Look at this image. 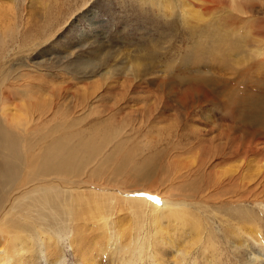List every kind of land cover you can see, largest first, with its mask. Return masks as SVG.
I'll list each match as a JSON object with an SVG mask.
<instances>
[{"label":"rangeland","instance_id":"374dc122","mask_svg":"<svg viewBox=\"0 0 264 264\" xmlns=\"http://www.w3.org/2000/svg\"><path fill=\"white\" fill-rule=\"evenodd\" d=\"M0 161V264H264V0H0Z\"/></svg>","mask_w":264,"mask_h":264},{"label":"bare ground","instance_id":"6f19581e","mask_svg":"<svg viewBox=\"0 0 264 264\" xmlns=\"http://www.w3.org/2000/svg\"><path fill=\"white\" fill-rule=\"evenodd\" d=\"M52 103H53V102H52ZM32 117H33V116H32ZM5 140H6V139H5ZM15 149H16V148H15ZM11 158H12V157H11ZM15 158H16V157H15ZM12 159H13V158H12ZM0 162H1V161H0ZM32 164H33V163H32ZM32 164H31V165H32ZM126 164H127V162H126ZM1 166H2V165H1ZM1 166H0V167H1ZM8 166H9V165H8ZM2 168H3V167H2ZM129 168H130V167H129ZM67 171H68V170H67ZM25 177H26V176H25ZM68 177H69V176H68ZM146 177H147V176H146ZM78 179H79V177H78ZM48 183H49V182H48ZM49 184H50V183H49ZM58 184H59V183H58ZM79 184H80V183H79ZM50 185H52V184H50ZM66 186H67V185H66ZM68 186H69V185H68ZM57 187H58V186H57ZM42 188H43V186H42ZM57 189H58V188H57ZM65 189H66V188H65ZM67 192H68V191H67ZM97 192H98V191H97ZM39 193H40V192H39ZM54 193H55V192H54ZM64 194H65V193H64ZM96 194H98V193H96ZM43 195H44V194H43ZM45 195H46V194H45ZM71 195H72V194H71ZM40 197H41V196H40ZM40 197H39V198H40ZM53 197H54V196H53ZM55 197H57V195H56ZM45 198H47V197H45ZM45 198H43L45 204H41V205H44V206H47V207H48L49 205H50V206L52 205L53 207H59V206H58V205H60V204H58V203H60L59 201H54V200H53V201H52V200L49 201V200H48L49 198H48V199H45ZM60 198H61V197H60ZM66 198H67V197H66ZM69 198H71V196H70ZM73 199H74V197H73ZM73 199H72V200L69 199L68 202L73 201ZM36 200H37V199H36ZM59 200H61V199H59ZM66 200H67V199H66ZM74 200H75V199H74ZM89 200H90V199H89ZM37 201H38V200H37ZM76 201H77V199L75 200V202H76ZM78 201L80 202V200H78ZM97 201H98V200H97ZM73 203H74V202H73ZM93 203H94V202H93ZM95 203H98V202L95 201ZM101 203H102V202H101ZM47 204H48V205H47ZM69 204H72V203L70 202ZM74 204H75V203H74ZM90 204H91V203H90ZM35 205H37V204H35ZM65 205H68V204H65ZM94 205H95V204H94ZM96 205H97V204H96ZM102 205H103V204H102ZM102 205H101V206H102ZM169 205H170V204H169ZM69 206H70V205H69ZM72 206H75V205H72ZM72 206H70V207H72ZM159 206H160V205H159ZM30 207H31V206H30ZM32 207H33V206H32ZM41 207H42V206H41ZM61 207L63 208L64 205H63V206L61 205ZM61 207H60V208H61ZM70 207H68V209H67V207H65V208L67 209V210H65V211H67V213H66L67 215H70V213H71V208H70ZM77 207H78V206H77ZM86 207H87V205H86ZM94 207H95V206H94ZM98 208H99V207H98ZM102 208H103V206H102ZM102 208H101V209H102ZM33 209H34V208H33ZM33 209H30V210H33ZM39 209H40V210H39ZM39 209H37V210H39L40 212L45 211V210H43V209L41 210V208H39ZM44 209H45V208H44ZM87 209H88V208H87ZM48 210H49L50 212H47V215H48V213H51V212H52L50 209H48ZM48 210H46V211H48ZM56 210H57V209H56ZM63 210H64V208H63ZM97 210H98V209H97ZM102 210H103V209H102ZM175 210H176V209H175ZM39 211H38V212H39ZM99 211H100V210H99ZM29 212H30V211H29ZM33 212H34V211H33ZM33 212H31V213H33ZM35 213H36V212H35ZM54 213H55V212H54ZM54 213H53V215H54ZM60 213H61V212H60ZM40 214H43V213H39L38 215H40ZM45 214H46V213H45ZM51 214H52V213H51ZM38 215H37V217H38L37 221L40 220V217H42V216H38ZM57 215H58V214H57ZM57 215H55V216H57ZM67 215H66V216H67ZM43 216H44V214H43ZM45 216H46V215H45ZM64 216H65V215H64ZM59 217H60V216H59ZM46 218H47V216H46ZM56 218H57V217H56ZM66 218H67V217H65L64 219H66ZM28 219H29V218H28ZM60 219H61V218H60ZM60 219H59V220H60ZM64 219H63V220H64ZM45 220H46V219H43V221H42V222H43L42 226H44V223H46V225H48V226L53 225L52 227L58 226L57 224H58L59 222L51 223V222H45ZM49 220H51V218H50ZM40 221H41V220H40ZM65 221H69V220L67 219V220H65ZM31 222H32V221H31ZM31 222H29V223H31ZM42 222H41V223H42ZM41 223H39L38 225H40ZM61 223H62L63 227H65L66 223H68V222H63V221L61 220ZM70 223H71V222H70ZM172 223H173V222H172ZM175 223H177V222H175ZM10 224H11V222H10ZM32 224H33V223H32ZM35 225H36V224H35ZM36 227H37V226H36ZM39 227H40V226H39ZM156 227H157V226H156ZM31 228H33V227H29V229H26L25 232H28V233H29V232L31 231ZM40 228L42 229V227H40ZM49 228H50V227H49ZM46 229H48V228H46ZM156 229H157V228H156ZM42 230H44V228H43ZM58 230H59V229H58ZM70 230H71V229H70ZM51 231H52V230H51ZM56 231H57V230H56ZM59 231H60V230H59ZM34 232H35V231H34ZM44 232H45V231H44ZM54 232H55V231H53V233H54ZM142 232H143V231H142ZM158 232H160V231H158ZM0 233H2L3 235H5V237H6V232H4L3 228L0 229ZM59 233H60V232H59ZM131 233H132V232H131ZM131 233H130V234H131ZM133 233H134V232H133ZM7 234H8V233H7ZM61 235H63V234L61 233ZM119 235H120V234H119ZM7 236H8V235H7ZM9 236H10V234H9ZM50 236H51V235H50ZM65 236H66V235H65ZM145 236H146V235H145ZM149 236H150V235H149ZM166 236H167V234H166ZM52 237H53V235H52ZM135 237H136V236H135ZM135 237H133L132 239L135 240ZM18 238H19V237H18ZM30 238H31V237H30ZM162 238H163V237H162ZM9 239H10V237H9ZM12 239H13V238H12ZM23 239H24V238H23ZM48 239H49V238H48ZM118 239H119V238H118ZM132 239H131V241H132ZM67 240H68V239H67ZM138 241H139V240H138ZM152 241H153V240H152ZM155 241H156V240H155ZM162 241H163V240H162ZM13 242H14V240H13ZM139 242H140V241H139ZM164 242H165V241H164ZM144 243H145V242H144ZM74 244H75V243H74ZM142 244H143V243H142ZM167 244H169V243H167ZM130 245H132V244H130ZM137 245H138V243H137ZM73 246H74V245H73ZM112 247H113V246H112ZM115 247H116V246H114L113 248H115ZM134 247H135V246H134ZM136 247H137V246H136ZM138 247H139V246H138ZM147 247H148V246H147ZM85 248H86V247H85ZM144 248H145V246H144ZM70 249H71V248H70ZM82 249H83V248H82ZM82 249H81V250H82ZM115 249H116V248H115ZM115 249H114V250H115ZM132 249H133V248H132ZM149 249H150V248H149ZM11 250H12V249H11ZM61 250H62V249H61ZM71 250H72V249H71ZM79 250H80V248H78V250H76V251H79ZM99 250H100V249H99ZM114 250H113V251H114ZM141 251H142V250H141ZM143 251H144V250H143ZM83 252H85V251H83ZM137 252H139V251H137ZM152 252H153V251H152ZM154 252H155V251H154ZM11 253H13V252H11ZM63 253H64V252H63ZM72 253H73V252H72ZM87 253H88V252H87ZM129 253H130V252H129ZM133 253H134V251H133ZM148 253H149V252H148ZM77 254H79V253H77ZM84 254H86V253H84ZM103 254H104V253H103ZM5 255H6V254H5ZM57 255H59V254H57ZM75 255H76V254H74V256H75ZM82 255H83V254H82ZM88 255H89V254H87L86 257H87ZM140 256H141V255H140ZM80 257H81V256H80ZM135 257H136V256H135ZM156 257H157V256H156ZM211 257H212V256H211ZM160 258H161V256H160ZM58 259H59V258H58ZM261 259H262V258H261ZM1 260H2V259L0 258V261H1ZM130 260H131L132 262H135V264H136V262H137L136 260L133 261V259H130ZM130 260H129V261H130ZM156 260L159 261L160 259H156ZM203 260H204V259H203ZM49 261H50V260H49ZM58 262H59V261H58ZM142 262H143V261L140 260L139 263L141 264ZM152 262H153V261H152ZM152 262H151V264H152ZM156 262H157V261H156ZM81 263H82V262H81ZM157 263H158V262H157ZM57 264H58V263H57ZM92 264H93V263H92ZM147 264H148V262H147ZM154 264H155V262H154Z\"/></svg>","mask_w":264,"mask_h":264}]
</instances>
